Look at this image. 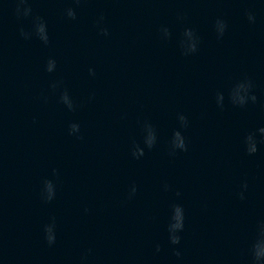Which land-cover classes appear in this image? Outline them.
Wrapping results in <instances>:
<instances>
[{
    "label": "water",
    "instance_id": "obj_1",
    "mask_svg": "<svg viewBox=\"0 0 264 264\" xmlns=\"http://www.w3.org/2000/svg\"><path fill=\"white\" fill-rule=\"evenodd\" d=\"M0 264H264V95L144 188Z\"/></svg>",
    "mask_w": 264,
    "mask_h": 264
}]
</instances>
